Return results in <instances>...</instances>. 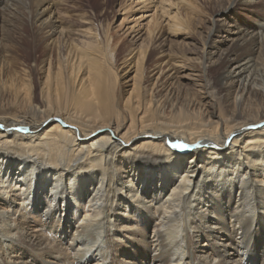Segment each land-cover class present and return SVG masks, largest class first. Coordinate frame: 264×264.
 Returning a JSON list of instances; mask_svg holds the SVG:
<instances>
[{"label": "bare ground", "instance_id": "bare-ground-1", "mask_svg": "<svg viewBox=\"0 0 264 264\" xmlns=\"http://www.w3.org/2000/svg\"><path fill=\"white\" fill-rule=\"evenodd\" d=\"M218 2L177 55L164 26L187 33L188 0H157L117 48L27 0L40 81L8 76L0 30V264H264V0Z\"/></svg>", "mask_w": 264, "mask_h": 264}, {"label": "rangeland", "instance_id": "rangeland-1", "mask_svg": "<svg viewBox=\"0 0 264 264\" xmlns=\"http://www.w3.org/2000/svg\"><path fill=\"white\" fill-rule=\"evenodd\" d=\"M52 1L68 5L70 7L68 10L70 15L91 16L90 19L93 24L90 27L100 30L101 32L109 30L114 37V48L121 46L123 41L126 40L125 33L134 30L146 33L148 29L153 27L154 22L160 19L159 13L155 9V4H158L156 3L157 0H155L154 4L151 3L150 5H140L141 3L139 0H130L127 3H125L124 0H94V3L98 2L101 5L100 8L89 6L86 2L85 5H87V7H84L80 0ZM26 2L27 0H20L18 3H15L11 12L8 10V12L5 13L2 7L0 8V30L3 29V31L6 32L4 44L9 50V65L7 64L6 71L8 69V76L13 74L18 76V78L20 77V79H25L24 77L30 74V68L34 66L33 68L36 72L35 78L40 81L41 75H39L36 65L41 59L43 48L39 42H33L29 37L34 26H32L29 11L24 7ZM36 2L37 1H35V4ZM188 2L197 9V12L193 13V15L188 11V7H182L183 9L180 11V16L182 19L184 18L185 26H189L187 33L183 31L178 35L179 37H172L168 33V26L166 25L168 22H165L166 26H164L165 33H163V37L169 41L170 46L174 47L173 52L175 54L177 53V55L180 53L178 48L183 45L185 46V43H189L186 48L187 54H193L200 49V43L214 30L213 20L216 17V11L219 10L221 6L218 0H188ZM124 8H126V10H123ZM3 21H6V23L3 24ZM231 23V18L225 21V24L228 26L232 25ZM187 35L191 39L184 41L183 37ZM33 45H38L35 52H32ZM172 56H174V54H172ZM175 59H177V57L173 58V60ZM27 78L28 77H26V80Z\"/></svg>", "mask_w": 264, "mask_h": 264}]
</instances>
